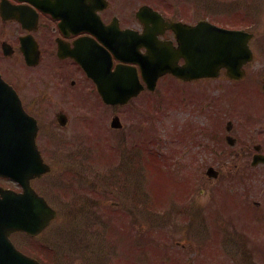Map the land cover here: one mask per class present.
<instances>
[{
  "label": "rangeland",
  "instance_id": "1",
  "mask_svg": "<svg viewBox=\"0 0 264 264\" xmlns=\"http://www.w3.org/2000/svg\"><path fill=\"white\" fill-rule=\"evenodd\" d=\"M186 1L193 7L199 8L200 16L217 17L222 26L248 28L255 33V39L252 42L255 60L247 67L248 77L232 91V88L226 90L223 87L216 88L212 85L186 88L178 82L170 81L168 85L171 90L176 91L172 96L169 94L171 92L168 89L169 86L161 83L159 94L165 89L166 95L169 94L173 102L171 103V100L168 102V96L164 103L159 104L158 95L145 94L129 106L118 108L117 111L125 126V131L126 133L131 131V135L137 136L140 132H146L151 121L155 119L157 124L152 131L161 136L163 141L160 144H164V138H168L166 145L169 147V138L174 136L169 135L171 126L169 116L174 108L171 113H174L175 120L194 122L193 129H198L201 120L192 111V115H189L190 110L180 108L181 103L183 105L187 101L180 103L179 97L186 100L187 96L197 98L204 92L211 96L219 91L217 95L223 99L225 97L230 103L233 102L234 95L237 93L238 97L234 102L237 109L234 121L238 124L236 135L241 136L244 142L250 144L251 154L244 159L227 163L221 168L223 176L216 182L208 181L207 168L204 170V167H200L198 171L199 173L205 172L202 180H206V183L201 182L200 184L196 181L199 184H194V195L189 196L190 185L183 179H188L187 177L192 173L198 174L193 170L185 169L178 172L179 174H174L176 177L172 176L182 183L183 190H176L175 186L178 187L179 184H170L169 181L173 180L163 173L154 175L143 171L136 173L132 170L127 174L128 171L126 173L111 166L106 153L117 144L115 143L116 136L122 134L121 131L114 130L110 126L114 111L94 103L91 115L89 105L85 103V99H81L82 103L78 105L79 108L74 106L75 110L71 115V125H79V129L73 130L71 134L92 132L89 137L98 141L96 145L103 151L99 152L100 159L99 156L89 157V153L81 148L86 145V140L82 144L81 140L72 144L64 141L66 137L51 136L55 137V144L51 143L54 148L48 153L47 158L53 165L54 174L50 177L55 176L54 179L62 183L72 180L73 189L64 190V186L60 185L59 195L63 194L68 201L72 200L77 205H73L69 215L60 218L54 228L47 230L40 239L34 242L35 245L43 242L50 244V248L45 251L52 250L43 254L45 264H264V165L257 167L251 165L252 155L255 152L253 144L264 146V101L262 100L264 99L262 92L264 0ZM10 62L16 63L14 60ZM17 69L18 74L11 72V77L21 84L26 77V68ZM27 75H29L26 77L29 78V88L35 91L32 87L33 81L30 82L32 74ZM180 90H184L182 95L179 94ZM195 102L197 101L192 103ZM225 115H223L224 118H226ZM227 116L230 117V115ZM241 122L247 125L246 130L240 128ZM146 124L148 126L144 127ZM71 129L68 130L69 133ZM193 132L197 134L195 130ZM177 138L174 139L177 140ZM42 139L46 141V144L51 142L45 137ZM140 139L144 142L146 135L143 134ZM188 139L182 142L187 147L190 146ZM195 139L199 140V137L195 136ZM184 145L177 142L180 151L184 152L187 149ZM57 146L62 148L61 151L57 149ZM236 148L240 150V146ZM136 150L140 153L141 146ZM192 155L195 154H190L192 160L200 159L198 156L193 158ZM165 156L168 157V161L177 159L170 154ZM140 162L142 159L139 157ZM187 162L191 163V160ZM189 167L193 169L195 166L189 165ZM177 170L179 169H174L172 172ZM70 171L72 173H69ZM230 179L235 182L231 183ZM50 182L52 180L46 178L45 183L41 184L42 187H39L38 183L36 187L60 208L59 198L52 195L51 187L54 184ZM154 182L157 188L153 185ZM220 188L225 191L214 195L215 190L218 191ZM233 188L238 189L236 192L240 194L239 196H234ZM232 189L234 192L231 191ZM227 191L231 192L232 196ZM245 191L249 193L247 200L250 203L261 202L263 204L261 209L247 207ZM147 194L151 199L150 203L144 200ZM87 197H92V201L82 210V213L76 216L79 211L78 203L81 201L85 203ZM99 197L107 198L106 201L100 200L101 202L92 204ZM138 198L141 200L140 210L136 207ZM176 198L181 199L180 202L184 203L182 205L189 202L190 208L178 213L177 204L174 203ZM238 203L246 205L243 207L235 205ZM201 206L205 207L201 208ZM105 211L109 213L105 214ZM60 222L62 224L58 225ZM127 231L129 235L122 234ZM129 236L141 239V243L142 240L144 242L147 240L151 250L144 254L141 251L138 252L137 247H142V245H139L137 241L133 243L132 239H128ZM246 236L250 239L248 246H246L248 239ZM23 244H25L23 247L29 246L31 241ZM242 253L245 254L242 255Z\"/></svg>",
  "mask_w": 264,
  "mask_h": 264
},
{
  "label": "flooded vegetation",
  "instance_id": "2",
  "mask_svg": "<svg viewBox=\"0 0 264 264\" xmlns=\"http://www.w3.org/2000/svg\"><path fill=\"white\" fill-rule=\"evenodd\" d=\"M36 1L38 6L32 0H0V74L17 90L25 110L37 119L40 128L38 142L47 158L54 148L51 143L55 144V137H51L52 135L66 137L64 141L72 144L76 136H82L76 132L71 134L73 130L79 129V125H71V115L75 110L74 106L78 107L82 103L81 99H85V103L89 105L91 115L94 103L113 109V117H120L118 108L126 107L105 104L98 93L96 83L84 69L89 68V63L91 68H108L99 59L101 49L111 55V68H137L140 74V65L121 61L117 56L131 60L136 58L138 51L146 54L147 48L142 45L139 35L147 31L151 36H157L159 46L167 49L168 58L181 68L185 66V59L180 53L188 47L187 35L185 30L183 32L184 25L195 26L201 21L221 25L217 17L200 16L199 8L193 7L186 0ZM145 6L152 9V13L145 12L140 17V10ZM154 13L161 18L152 17ZM13 14H25L24 22L14 19ZM127 29L131 30L129 39H126L123 33ZM115 49L118 55L115 54ZM12 60L16 63H9ZM17 68H26V77L29 76L27 74H32L30 82L33 81L32 87L35 91L29 88V78L25 77L21 84L12 79L11 72L18 74ZM244 70L245 74L241 80L232 79L229 72L222 68L213 77L198 79L193 71H189L185 74L189 78L187 80L169 74L161 79L160 83L169 84L174 81L186 88L212 85L226 90L232 88V91L247 79V68ZM218 92L211 96L204 92L197 98L187 96L186 100H183L187 101L184 109L190 110L188 114L192 115L193 112L201 119L197 129L198 144H194V139L190 149H185L188 158L191 153L195 154L193 158H200L197 161L191 159V164L197 167L219 169L251 154L250 144L233 134L238 128L234 121L237 93L233 102L229 103L225 97L223 99L218 96ZM148 93L145 89L139 98ZM194 101L197 102L192 103ZM246 127L247 125L241 122L240 128L246 130ZM70 128L72 129L69 133ZM229 128L230 133L237 138V143H241L239 151L237 144L228 145ZM86 135L89 138L88 132ZM43 137H51L50 144H46ZM262 147L261 153H264ZM81 148L89 151V145ZM57 149L61 151L62 148L57 146ZM254 155L255 153L252 157Z\"/></svg>",
  "mask_w": 264,
  "mask_h": 264
},
{
  "label": "water",
  "instance_id": "3",
  "mask_svg": "<svg viewBox=\"0 0 264 264\" xmlns=\"http://www.w3.org/2000/svg\"><path fill=\"white\" fill-rule=\"evenodd\" d=\"M186 29L185 67L145 68L143 74L149 88L153 89L158 78L167 72L184 77L194 68L202 76L227 68L231 75L239 78L243 75V66L253 60L251 33L206 22L195 27L186 26ZM92 70L89 68V73ZM119 72H106V80L97 81L100 93L108 102L120 100L124 103L142 89L129 73L122 69ZM118 73L121 82L115 85ZM36 134L35 120L25 113L15 91L0 78V177L10 178L23 187L22 193L0 187V264H38L17 251L8 235L15 231L38 234L55 217V212L31 187L33 178L50 170L37 149Z\"/></svg>",
  "mask_w": 264,
  "mask_h": 264
},
{
  "label": "trees",
  "instance_id": "4",
  "mask_svg": "<svg viewBox=\"0 0 264 264\" xmlns=\"http://www.w3.org/2000/svg\"><path fill=\"white\" fill-rule=\"evenodd\" d=\"M125 233H128V232H125ZM167 238L169 239V237L167 236ZM141 240V239H140ZM165 240V239H164ZM139 245H142V247H140V246H138L137 247V251L138 252H142V254H144L145 252H149V250H151V248L150 247H148V241L146 240L145 242L142 240V243L140 242V244ZM132 248H133V246H132ZM139 249H141V250H139ZM142 254H139V255H142Z\"/></svg>",
  "mask_w": 264,
  "mask_h": 264
}]
</instances>
